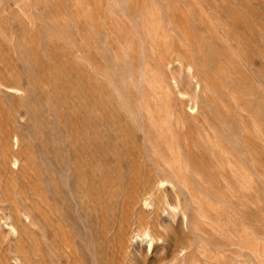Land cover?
<instances>
[{
  "label": "rangeland",
  "instance_id": "374dc122",
  "mask_svg": "<svg viewBox=\"0 0 264 264\" xmlns=\"http://www.w3.org/2000/svg\"><path fill=\"white\" fill-rule=\"evenodd\" d=\"M177 58L202 78L195 113L166 76L186 85ZM0 80L22 87L0 86V208L32 218L16 238L0 218V264H16L8 246L55 264V197L76 198L103 264H264V0H0ZM146 114L170 122L189 166L173 186L154 182L168 168ZM148 189L189 219L144 206ZM144 224L161 237L152 248L135 236Z\"/></svg>",
  "mask_w": 264,
  "mask_h": 264
},
{
  "label": "bare ground",
  "instance_id": "6f19581e",
  "mask_svg": "<svg viewBox=\"0 0 264 264\" xmlns=\"http://www.w3.org/2000/svg\"><path fill=\"white\" fill-rule=\"evenodd\" d=\"M175 62L178 63V65H184L188 72V81L186 85L183 84L180 77L177 76L173 71H170L168 74H166V76L170 81L173 82L175 92L178 93L181 97L185 98L189 109L192 110V113H195L199 105V90L201 87L202 78L197 73L192 63L184 62L180 58L175 59ZM15 82H13V84H15ZM146 83L149 84L151 88L150 91L153 92V97L148 98V105L159 107L160 105H162V99L159 95V90L157 87V84H160L159 79L154 78L151 81L147 79ZM17 85H9L8 82L0 80V86L14 91L22 90V87ZM24 88L25 87H23V89ZM145 94L146 92L144 91L142 94L143 99L147 97V95ZM145 119L147 120L146 126L142 131L154 148V152L163 159L168 168V170L165 171L166 175H157L154 179V182L157 184V186L163 185L165 183H169L173 186L174 180L182 178L189 172V166L186 162L179 161L177 157L173 155L172 145L169 141L172 125L170 124V122L165 123L163 120H160L158 117H154L150 114H146ZM151 137H153V140H151ZM10 138L14 150L11 153L9 152L10 154L8 156V161L10 162V166L18 168L19 164L21 163V155L18 152L20 141L19 132L17 130L12 131L10 133ZM3 159L4 160L2 162L5 161V158ZM73 166H77V163L74 162ZM66 178L69 185L68 192H70V194H78V202L83 207H91V204H89L88 201H86L85 198L81 195L82 179L80 177V174H76L73 182H71L70 180L71 174H67ZM55 186V189L58 191L59 183L55 182ZM141 201L142 204L148 208L165 209L166 207L164 206H167L172 210H177L186 221L189 219L190 208L180 199H178L176 203L173 204L166 198L164 200L156 198L153 190L148 189L141 197ZM75 203L77 204L75 197L69 199L55 197V264H103L101 261L102 248L101 246L95 244L93 240V238L95 237L91 236L93 234L90 229L87 233L88 227L86 225V222L81 218V214L78 215L79 222L75 220L76 217L72 212V206ZM19 207L15 206L11 209L0 208V218L3 219V223L7 226V233L15 238L19 235L21 228L25 226V219L28 220L27 222L31 221L32 219L31 213H29L30 211L28 212L26 209ZM82 228H84V232L81 231ZM135 236L140 238L141 243H144L149 248H152L156 240L161 239V237L157 235L153 228L148 224L137 226L135 229ZM6 250L7 254H12L16 264H32L31 256L25 250H22L21 248L15 246H8ZM247 264H256V262L248 261Z\"/></svg>",
  "mask_w": 264,
  "mask_h": 264
}]
</instances>
